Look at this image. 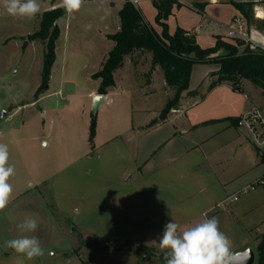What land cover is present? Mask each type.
Returning a JSON list of instances; mask_svg holds the SVG:
<instances>
[{
	"label": "rangeland",
	"instance_id": "374dc122",
	"mask_svg": "<svg viewBox=\"0 0 264 264\" xmlns=\"http://www.w3.org/2000/svg\"><path fill=\"white\" fill-rule=\"evenodd\" d=\"M59 2L38 0L41 12L33 19L0 15V143L8 145L9 163L15 168L9 181L12 197L0 211L1 249L18 254L5 249L4 241L22 235L18 224L31 214L39 227L28 235L38 237L44 249L36 264H140L146 257L144 264H159L151 258L156 256L150 251L157 250L150 246L159 248L165 224L171 220L179 224L182 213L118 212V208L125 191L120 175L131 165L139 141L131 131L143 115L141 110L151 115L167 96H145L152 73L148 61L142 58L136 67L124 61L114 72L115 84L102 107L96 115L92 112L94 98L89 94L101 83L93 75L111 50L108 35L117 31L120 0L84 2L71 17L62 8L56 60L50 79L44 80L45 41H29L28 36L39 29L47 7ZM98 8L110 10L103 21ZM254 8L253 25L264 32L258 27V20L264 19L255 16ZM88 24L90 30L85 29ZM222 40L237 44L240 51L244 48L226 36ZM152 83L158 86V78ZM251 86L256 99L262 100L259 87ZM93 117L98 137L91 143ZM149 139L144 137V145ZM131 173L136 171L128 177ZM132 185L133 192L136 185ZM139 198L135 202L149 204L146 194Z\"/></svg>",
	"mask_w": 264,
	"mask_h": 264
},
{
	"label": "crops",
	"instance_id": "0c3cea01",
	"mask_svg": "<svg viewBox=\"0 0 264 264\" xmlns=\"http://www.w3.org/2000/svg\"><path fill=\"white\" fill-rule=\"evenodd\" d=\"M120 1L122 8L128 0ZM129 1L161 33L162 27L155 21L157 9L153 5L154 0ZM177 1L180 5L174 6L166 21L169 32L173 34L182 28L193 34L203 48L212 47L218 37L223 38L232 18L240 13L232 2L249 1L257 5L255 0ZM119 28L120 18L117 31ZM142 58L148 61L147 67L151 68L152 57L148 52L135 53L125 61L132 62L136 67L141 64ZM219 67V64L212 63L195 64L188 91L182 94L179 106L163 120L159 118L160 113L175 93L166 85L162 69L155 67L148 79L150 85L148 90L145 89V96L153 98L164 93L167 97L153 111V115L147 114L146 109L141 110L143 115L134 127L136 130L133 128L131 131L139 141L136 152L130 157L131 165L126 166L120 175L124 176L122 188L125 191L118 212H181L178 215L184 217L178 224L181 230L205 216L217 217L219 229L231 240L234 252L248 246L256 252L257 243L264 236V183L248 189L236 201L230 197L264 179V149L257 147L250 134L236 125L242 113L253 108L261 109L264 94L259 88L263 97L262 100L258 98L259 101L250 88L253 84L248 86L244 82L240 89L229 83L210 88L216 79L211 73ZM154 77L158 78V86L152 83ZM97 94L98 90H92L89 95L93 100ZM144 137H150L145 142L147 146L144 145ZM132 170L136 173L128 177ZM132 183L136 185L133 192ZM143 194L148 197L149 204L135 202ZM130 197L132 202H129ZM150 247L163 253L158 247ZM151 258L164 264L157 256ZM37 259L29 260L23 254H8L0 246V264H24L28 260L36 264ZM147 259L144 258L140 264Z\"/></svg>",
	"mask_w": 264,
	"mask_h": 264
},
{
	"label": "trees",
	"instance_id": "16d2710c",
	"mask_svg": "<svg viewBox=\"0 0 264 264\" xmlns=\"http://www.w3.org/2000/svg\"><path fill=\"white\" fill-rule=\"evenodd\" d=\"M249 24L255 21L253 15V2H232ZM157 9L155 21L162 27L158 33L145 19L141 10L131 1H126L119 11L120 28L117 32L109 34L113 42L108 57L102 63L99 71L93 77L101 79L98 88L99 94H107L108 89L115 84L114 72L120 68L125 59L133 57L135 53H151V69L160 67L168 88L174 90V96L168 101L160 113L159 118L165 119L168 113L179 106L182 94L189 89L190 76L195 64H219V69L211 73L216 79L210 88L229 83L234 88L240 89L241 84L247 80L259 87L264 94V52L249 51L247 48L240 51L237 44L224 42L217 38L212 47H201L193 34L178 28L173 34L169 32L168 17L172 14L174 6H179L177 0H154ZM64 15L62 8L46 10L42 13L39 29L28 36L29 41H45L46 50L42 75L44 80H49L51 69L56 60V41L59 37L58 19ZM258 27H264V20H258ZM24 46L26 44L24 43ZM217 56H214L217 54ZM40 89L36 92L39 99ZM191 93V92H188ZM96 136V118L91 119L90 142ZM150 255L157 256L162 262L163 253L151 250ZM264 264V236L256 246V263Z\"/></svg>",
	"mask_w": 264,
	"mask_h": 264
},
{
	"label": "clouds",
	"instance_id": "9594fccd",
	"mask_svg": "<svg viewBox=\"0 0 264 264\" xmlns=\"http://www.w3.org/2000/svg\"><path fill=\"white\" fill-rule=\"evenodd\" d=\"M84 0H61V7L68 16L80 11ZM6 13L12 17L33 19L41 12L38 0H3ZM103 15V21L110 14L107 8H98ZM91 24L85 26L86 30ZM15 175L14 165L9 163L8 145L0 143V211H3L13 193L9 182ZM39 227L38 220L31 214H26L18 224L22 235L4 241L5 249H12L25 255L29 260L44 255V249L35 235ZM159 249L163 252L164 264H236L239 252L232 250V242L220 231L217 217L205 216L201 221L184 229L171 220L165 224L162 235L158 239Z\"/></svg>",
	"mask_w": 264,
	"mask_h": 264
},
{
	"label": "built area",
	"instance_id": "2783aa9c",
	"mask_svg": "<svg viewBox=\"0 0 264 264\" xmlns=\"http://www.w3.org/2000/svg\"><path fill=\"white\" fill-rule=\"evenodd\" d=\"M99 1H107V0H84V2H99ZM257 5L255 8V16L258 17V10L261 9L264 11V7L261 5L262 0H255ZM59 3H52L47 7L46 10H54L57 8H63ZM5 9L3 7V0L0 1V15L5 13ZM264 19V18H260ZM227 38L232 39L236 43L243 44L244 50L247 48L249 51L264 52V32L259 28H256L253 24H249L247 19L239 13L234 16L228 25L227 32L225 34ZM241 50V51H242ZM237 89V88H236ZM247 98V94H245ZM236 125L239 128L246 130L254 144L260 149H264V114L259 108L250 109L244 113H242L236 120ZM264 179L258 180L256 183L252 184L242 192L238 194H234L230 197L231 200L236 201L240 198V195L246 192L248 189H253L257 185L263 184Z\"/></svg>",
	"mask_w": 264,
	"mask_h": 264
},
{
	"label": "water",
	"instance_id": "95a60500",
	"mask_svg": "<svg viewBox=\"0 0 264 264\" xmlns=\"http://www.w3.org/2000/svg\"><path fill=\"white\" fill-rule=\"evenodd\" d=\"M47 86V82H46ZM106 95L105 94H97L94 97L93 101V108L92 112L94 115L97 114L99 107L105 100ZM3 114H5V111H3ZM241 255L238 257V260L236 261V264H255L256 263V252L253 247L248 246L244 248L243 250L239 251Z\"/></svg>",
	"mask_w": 264,
	"mask_h": 264
},
{
	"label": "bare ground",
	"instance_id": "6f19581e",
	"mask_svg": "<svg viewBox=\"0 0 264 264\" xmlns=\"http://www.w3.org/2000/svg\"><path fill=\"white\" fill-rule=\"evenodd\" d=\"M258 17L264 18V11L263 10H261V9L258 10Z\"/></svg>",
	"mask_w": 264,
	"mask_h": 264
}]
</instances>
